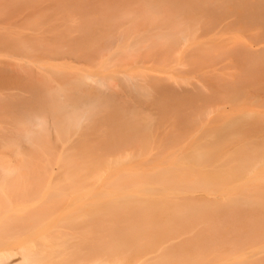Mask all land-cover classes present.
<instances>
[{
    "label": "rangeland",
    "instance_id": "obj_1",
    "mask_svg": "<svg viewBox=\"0 0 264 264\" xmlns=\"http://www.w3.org/2000/svg\"><path fill=\"white\" fill-rule=\"evenodd\" d=\"M63 2L42 0L15 7L0 0V108L3 110H0V135L5 138L15 135L17 138L22 133V128L13 121L18 116L11 103L27 100L32 93L31 89L28 93L27 88L41 85L40 79L47 77L49 80L43 87L54 96V103L46 110L38 105L39 112L43 113L44 109L49 120L51 116L56 120L59 100L74 105L73 100L81 95L82 86L75 78L83 75L103 78L106 73H97L92 68L95 60L91 53L75 48L78 43L95 46L101 36L112 38L113 27L127 26L117 19L118 13H137L143 8L133 0ZM217 7L224 8L214 19L203 15L186 20L191 15L183 11L181 21L185 20L190 27L187 33L182 36L163 33L172 42L170 51L164 50L154 35L160 32L157 26L178 21L172 17L145 22L146 28L141 20L136 21L135 26H143L148 36L133 38L134 44L124 38L114 40V46L118 48L114 54L116 63L107 72L113 77L101 82L103 90L112 92L113 99L106 103L109 109L103 108L101 101L95 103L97 106L89 123L94 129L96 121L109 114L114 123L108 130L114 131L117 140L102 143L98 130L95 141L90 136V144L98 148V152L112 148L130 154L115 167L103 169V176L111 177L112 181L125 174L124 167L132 166L141 177H152V166L157 165L163 177L189 183L177 184V190L164 191L158 186L148 194L172 192L192 197L202 194L216 204L224 195V208L197 214L196 217H204V220L194 226L186 227L178 220V227L188 234L206 228L204 232L209 239L218 241L219 252L225 259L242 258L245 264H264V28L261 26L264 19L243 13L245 8L256 7L253 1ZM105 17L112 18V22H101ZM39 19L44 21L43 24L40 25ZM30 20L39 28L33 27ZM79 27L89 28L90 34L82 38ZM12 43L35 50L12 51ZM106 47L107 44L103 45L102 51ZM31 79L36 81L34 86H31L34 83ZM26 81L28 85H25ZM158 82H162L161 88L153 84ZM166 89L175 91V95H166ZM131 119L138 123L137 130L141 134L133 136L135 142L128 136L127 142L122 141L126 137L123 134L126 127L122 125ZM83 128L82 125L75 129L69 126L73 133L69 143L55 142L53 130L49 131L43 147L57 151L71 144L78 149L77 140ZM19 147L16 153L22 152L24 161L18 167L15 151L0 145V167L4 169L0 172V187L9 193V201L13 202L20 196L15 184L18 180L24 181L28 189L23 193L28 196L19 198L26 201L27 209L21 213V218L13 224L7 223L0 231L8 227L3 235L23 233L21 240L28 241L33 229L47 235L60 225L64 226L69 212H48L37 206L41 201L44 203L45 196L39 199L35 191L41 192L48 168L56 170L58 167L49 159H36L37 154L30 157L33 150L29 144L22 143ZM133 147L140 149L131 155L135 150ZM79 175L82 177L84 173ZM125 186L113 185L119 195L124 194ZM99 188H103V184ZM165 216L179 217L171 213ZM100 224L107 225V221ZM119 227L122 228L120 223ZM90 240V236L86 237V241ZM181 262L191 263L187 259L172 261L174 264ZM196 264H217V260L200 259Z\"/></svg>",
    "mask_w": 264,
    "mask_h": 264
},
{
    "label": "bare ground",
    "instance_id": "obj_2",
    "mask_svg": "<svg viewBox=\"0 0 264 264\" xmlns=\"http://www.w3.org/2000/svg\"><path fill=\"white\" fill-rule=\"evenodd\" d=\"M41 1L3 0L6 4L15 7L33 5ZM56 1L64 3L63 0ZM133 1L134 4H142L143 8L139 9L137 13L125 12L118 13L116 16L118 20L125 22L127 26L119 27L118 25L113 27L114 36L112 38L101 36L95 46L78 43L79 45L75 48L76 50L83 49L85 53H91V57L95 60L92 68L95 71L97 70V73L106 74L103 78L89 75L75 78L76 81H80L82 86L80 89L82 90L80 91L81 95L73 100L74 105H69L70 102L68 101L60 103L59 100L55 110L56 120H53L52 116L49 120V114L44 113V109L46 110L54 103V96H51L49 91L43 87V83L49 81L47 77L40 79L39 83L42 87L38 85L37 87L27 88V92L30 93L32 90L33 94L30 93L28 99L23 101L24 103H11L14 113L18 116L13 121L22 128L20 130L22 133L17 138L16 135L9 138L0 135V145L3 148H10L15 151L14 157L18 167L24 161L22 152L16 153L22 143L29 144L31 150H33L30 157L37 154L36 159L45 158L56 162L55 165L58 168L56 170L53 167L48 168L47 176L42 182L41 192L35 191L37 198L42 199L40 197L45 196L42 199L44 203L42 204L40 200L41 202L37 206L47 209L48 212L67 211L69 214L64 220V226L60 225L59 229L47 235L33 229L30 232L28 241L21 240L23 233L3 235L8 227L2 229L0 231V264H126V262H131V264H144L145 262L146 264H174L175 262L172 263V261L178 262V260L185 259L191 262L189 264H196L200 259H215L217 264H245L242 258L225 259L219 252L220 245L218 241L209 239L208 234L204 232L206 228L202 232L197 229V233L188 234V231H183L181 227H178L180 225L177 222L178 220L182 221L186 227L194 226L204 220V217H196L197 214L215 212L216 209H222V206L224 208V195L220 196L218 204H216L211 202L207 195L202 194L196 197L177 195L172 192L163 195L148 194L149 191L157 189L158 186L164 191L172 188L177 190V184L189 183L187 181L178 183L170 179L169 176L163 177L159 172L160 170H157V165L152 166L151 171L154 173L152 177H141V174L132 166L129 168L124 167L122 170L125 171V174L116 176L115 181H112L111 177L103 176V169L115 167L121 159L130 154L127 151L120 152L112 148H108L104 152H98V148L90 144V136L92 135L95 141L99 133L98 130L100 131L99 140L102 143L112 142L113 139L116 142L114 131L108 130V126L112 127L111 125L114 123L113 119L111 120L108 117L109 114H107V118L96 121L95 130L93 126L90 127L89 122L94 116L97 106L95 103L101 101L103 108L109 109V105L106 103L113 99L112 92L103 90L101 82L102 80H111L113 77L112 74L107 72L116 63L114 54H116L118 48L117 45L114 46V40L124 38L131 42L133 38L148 36L147 32L144 33L143 26L139 28L135 26L136 21L141 20L146 28L148 24L145 22L153 23L166 17L167 19L172 17V19L178 20L179 22L174 21L175 23L156 27L160 32L154 37L158 39L159 45L164 46V50L167 48L170 51L172 42L168 41L163 33L171 32L173 33L171 35L178 36L187 33L190 27H188L189 25L185 20L181 21L183 11L191 15V18L186 20L203 15L214 19L221 15L222 8H224L217 6H225L234 2L244 4L246 1H253L256 7L245 8L243 13H251L256 18L264 19V7H262L264 6V0ZM58 14L60 16L59 12ZM29 22L33 23L34 21L30 20ZM38 22L41 25L44 21L39 19ZM101 22L109 24L112 22V18L105 17V20L103 18ZM34 25L32 26L36 29L39 28ZM261 26L264 28V25ZM78 31L82 38L91 32L89 28L84 27H79ZM105 44H107V47L102 51ZM131 44H134V42H131ZM11 47L14 49L12 51L24 53L35 50L16 43H12ZM46 66L49 67L50 65L47 64ZM30 81L31 83L34 82L32 79ZM28 83L26 81L25 85H28ZM35 83L36 81L31 86H34ZM161 83L153 84L161 88ZM174 92L167 89L164 91L166 95L171 96L175 95ZM91 97L93 98L92 102ZM38 105L44 108L43 113L39 112L41 108ZM1 108L0 110L3 112ZM7 109L9 110V108ZM104 114L102 115L104 116ZM206 114L208 115V113ZM86 122L87 124H85ZM79 125L84 128L79 132L78 149H74V145L71 146V144L68 145L70 147L66 146L57 151H53L52 147L49 149L43 147L49 131L53 130V135L55 134L53 140L55 142L69 143L73 134L69 126L75 129ZM137 125L138 123L132 119L122 125L126 127L123 133L126 137L121 140L127 142L128 136L130 141H133V136L141 134V131L137 130ZM133 148L135 150L131 152V155L137 149H140L138 147ZM158 164H162V162ZM0 169V172L4 170L1 167ZM80 172L84 173L82 177L79 175ZM129 180L130 184L128 185ZM100 184H103V188H99ZM114 184L118 186L126 184L124 194H117L113 187ZM17 185L21 187L19 188ZM15 187L20 191L19 197L28 196V194L23 193V190L28 189L24 181L18 180ZM206 188L207 183L204 184V189L207 190ZM8 194L4 188L0 187V229L7 223L13 224L16 219L22 217L21 213L27 209L26 201L18 197L11 202ZM39 199H33V201L38 202ZM168 213L177 214L179 217L170 218L165 216ZM99 214H104V216H99ZM104 220L107 221V225L100 224ZM119 223L122 228L119 227ZM6 233H9V231H6ZM88 236L91 238L90 241H86ZM174 249H177V251Z\"/></svg>",
    "mask_w": 264,
    "mask_h": 264
}]
</instances>
